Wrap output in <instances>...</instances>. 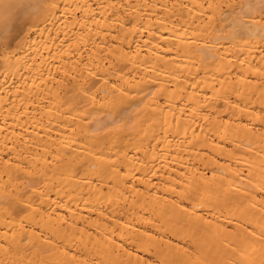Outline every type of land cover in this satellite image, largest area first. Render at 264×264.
<instances>
[{
  "label": "bare ground",
  "instance_id": "obj_1",
  "mask_svg": "<svg viewBox=\"0 0 264 264\" xmlns=\"http://www.w3.org/2000/svg\"><path fill=\"white\" fill-rule=\"evenodd\" d=\"M0 264H264V0H0Z\"/></svg>",
  "mask_w": 264,
  "mask_h": 264
}]
</instances>
